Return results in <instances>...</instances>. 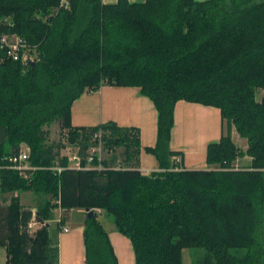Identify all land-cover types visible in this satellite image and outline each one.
Segmentation results:
<instances>
[{"label":"trees","instance_id":"trees-1","mask_svg":"<svg viewBox=\"0 0 264 264\" xmlns=\"http://www.w3.org/2000/svg\"><path fill=\"white\" fill-rule=\"evenodd\" d=\"M65 1L0 0V39L17 34L37 53L23 62L0 46V195L11 194L9 204L0 202V245L7 264H60L50 224L57 208L85 212L88 264H119L99 213L87 216L95 208L131 239L136 264H183L192 247L206 250L199 264H264V0ZM103 84L140 86L154 101L158 139L148 150L161 170L139 169L136 128L112 121L73 127V102ZM181 99L219 107L247 149L224 133L208 147L209 169L171 168ZM56 120L70 142L82 144V155L102 132L109 156L96 155L91 169H53L71 161L48 141L45 127ZM26 145L36 167L28 176L8 167ZM245 155L249 166L236 167ZM23 191L39 199L33 232V210L16 195Z\"/></svg>","mask_w":264,"mask_h":264},{"label":"crops","instance_id":"crops-1","mask_svg":"<svg viewBox=\"0 0 264 264\" xmlns=\"http://www.w3.org/2000/svg\"><path fill=\"white\" fill-rule=\"evenodd\" d=\"M102 1L109 4L118 0ZM109 121L139 130V169L142 172L148 173L163 168L159 158L148 150L149 147H155L157 144L158 110L154 101L142 93L140 86L103 84L97 90L86 91L72 104L73 127H94ZM224 133H230L234 140V127L228 124L226 126L219 107L184 99L178 100L170 141V150L174 153L167 158V164H170L171 168L174 167L176 153H181V168L209 169L208 147L211 143L219 142ZM241 159H248L247 161L251 162V157L248 155ZM16 195L22 200L21 192ZM10 197L11 194L5 195V198L0 195V202L9 204ZM29 207L36 209L35 206ZM54 212L58 214L54 218L55 225H52L51 232L53 239L59 244L60 264H88L84 242L85 212L75 209L67 211L62 208H57ZM111 216L103 209L99 213V219L104 222L108 231L118 263L136 264L131 239L117 229ZM63 226L69 227V231H63ZM7 259V248L0 245V264H7Z\"/></svg>","mask_w":264,"mask_h":264},{"label":"built area","instance_id":"built-area-1","mask_svg":"<svg viewBox=\"0 0 264 264\" xmlns=\"http://www.w3.org/2000/svg\"><path fill=\"white\" fill-rule=\"evenodd\" d=\"M65 0H61V3H65ZM0 46L2 48L6 49L7 55L14 59V60H21L27 62L28 60H31L29 58V55H32L30 52V47L28 46V43L21 38L17 34H4L2 38L0 39ZM93 140H97V144H93L90 146L89 150L86 152L85 155H82L79 153H75L71 157V161L68 166H62V165H55L52 168L56 169L58 171H61L66 168H73V169H91L95 166L93 165V161L95 159V156L97 155L99 157V160H101L103 157L101 155V151L103 148V141H102V132H96L93 136ZM30 156V148L29 146H24L21 151L18 154H14L9 157V166L13 169L19 170L21 174L24 176H28L27 171L28 170H34L36 167L32 166L28 159ZM175 162L178 164L175 169H181V163H182V156L180 154H177L175 156ZM98 168H101V165L98 166ZM0 187H1V177H0ZM33 210V218L28 224V229L30 232H33L36 227L38 226V222L36 221V209ZM94 211H97L98 213L101 212V208H95ZM58 221L61 222V219L58 218ZM63 231L68 232L69 227L63 226Z\"/></svg>","mask_w":264,"mask_h":264},{"label":"rangeland","instance_id":"rangeland-1","mask_svg":"<svg viewBox=\"0 0 264 264\" xmlns=\"http://www.w3.org/2000/svg\"><path fill=\"white\" fill-rule=\"evenodd\" d=\"M33 53L34 54L29 55V58H31L32 61H34L37 57V53L36 52ZM262 96H263V90L258 89L257 100L261 101ZM227 124L230 125L228 122H226V126ZM230 126L234 127L235 135L233 136V138L235 143L240 149L246 150L248 147L247 139L240 135V133L237 131L234 125L231 124ZM45 128L49 132L48 141L52 142L56 147L58 146V148L60 149L61 156L66 155L70 157L73 156L75 153H79L81 151L82 144L78 141L75 144L70 142L69 131L67 129H63L59 121L56 120L52 124L47 125ZM89 148L87 149V151L89 150ZM121 152L122 149H119L118 154H120ZM101 155L103 158H107L109 156V152L106 150V148H102ZM241 157L243 156L238 157L239 161L238 158L234 161L235 166L236 167L249 166L250 163L247 161L248 159L244 160L241 159ZM21 196H22L21 202H23L24 206H28V207L36 206V204L39 202V199L37 198L36 194L33 191H23L21 192ZM3 202L5 201L3 200ZM57 214H58L57 212L53 213L52 220L50 221L51 225H55L54 218L56 217ZM205 253L206 250L204 248H199V247L186 248L184 249L183 264H199V261L202 259Z\"/></svg>","mask_w":264,"mask_h":264},{"label":"water","instance_id":"water-1","mask_svg":"<svg viewBox=\"0 0 264 264\" xmlns=\"http://www.w3.org/2000/svg\"><path fill=\"white\" fill-rule=\"evenodd\" d=\"M94 215H95V211H94L93 209H91V210L88 209V210H87V216H88V217H91V216H94Z\"/></svg>","mask_w":264,"mask_h":264}]
</instances>
